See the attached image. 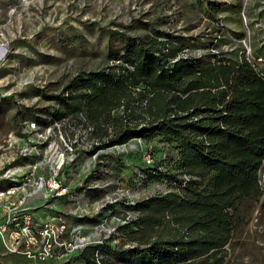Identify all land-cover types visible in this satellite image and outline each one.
<instances>
[{"label":"trees","instance_id":"trees-1","mask_svg":"<svg viewBox=\"0 0 264 264\" xmlns=\"http://www.w3.org/2000/svg\"><path fill=\"white\" fill-rule=\"evenodd\" d=\"M182 48L128 39L112 56L117 64L72 77L54 96L56 109L46 111L54 123L92 128L88 138L97 145L88 154L158 138L175 150L172 167L185 176L176 192L127 206L137 215L117 228L121 242L84 247L72 258L78 264H227L254 206L264 213L256 180L264 160V68L245 56L184 57ZM164 162L138 168L150 179L170 178L159 170Z\"/></svg>","mask_w":264,"mask_h":264},{"label":"rangeland","instance_id":"rangeland-1","mask_svg":"<svg viewBox=\"0 0 264 264\" xmlns=\"http://www.w3.org/2000/svg\"><path fill=\"white\" fill-rule=\"evenodd\" d=\"M147 37L181 45L184 57L245 56L264 68V0H0V46L7 50L0 62V187L10 183L8 171L47 173L51 163L66 156L64 142L75 138L78 128L52 122L46 111L56 109L54 96L69 80L117 64L112 56L123 42ZM101 154L124 163L114 167ZM146 157L165 159L159 170L170 178H148L138 168ZM175 158L172 146L158 138L132 140L95 156L82 149L61 172L70 195L37 214H62L82 234L93 233L95 242L115 246L122 240L117 228L137 215L127 206L178 190L177 180L185 176L173 169ZM42 159L47 166L33 169ZM82 206L87 215L72 214ZM242 236L227 264H264L259 204ZM80 251L67 261L49 262L68 264Z\"/></svg>","mask_w":264,"mask_h":264},{"label":"built area","instance_id":"built-area-1","mask_svg":"<svg viewBox=\"0 0 264 264\" xmlns=\"http://www.w3.org/2000/svg\"><path fill=\"white\" fill-rule=\"evenodd\" d=\"M7 50L0 46V62ZM79 134L73 138H67L66 156L51 163L47 173L15 174L8 171L6 177L10 183L0 187V245L5 254H18L36 264L49 261H67L75 252L84 247L101 242H95L93 233L82 234L78 225L68 224L62 214L52 213L41 216L37 214L40 207L30 206L27 200L31 197H41L42 206L56 199L68 197L70 187L65 184L61 172L71 166L78 152L82 149L90 151L97 142L88 138L91 127L78 126ZM118 146L112 147L116 148ZM101 150L95 151L96 153ZM94 152V156L96 153ZM144 165L153 167L154 158L146 157ZM48 161L42 159L33 165L47 166ZM258 187L264 191V160L261 161L256 173ZM88 214L85 206L75 209ZM103 224L100 225L102 227ZM98 229V228H95Z\"/></svg>","mask_w":264,"mask_h":264},{"label":"crops","instance_id":"crops-1","mask_svg":"<svg viewBox=\"0 0 264 264\" xmlns=\"http://www.w3.org/2000/svg\"><path fill=\"white\" fill-rule=\"evenodd\" d=\"M27 204L30 206L35 207H42L43 201L41 197L36 196L33 198H29L27 200ZM3 262V264H36L32 260L26 259L22 255L18 254H5L3 248L0 245V264ZM44 264H54L53 262H46ZM68 264H78L77 262H74V260L70 261Z\"/></svg>","mask_w":264,"mask_h":264},{"label":"bare ground","instance_id":"bare-ground-1","mask_svg":"<svg viewBox=\"0 0 264 264\" xmlns=\"http://www.w3.org/2000/svg\"><path fill=\"white\" fill-rule=\"evenodd\" d=\"M2 62V61H1Z\"/></svg>","mask_w":264,"mask_h":264}]
</instances>
